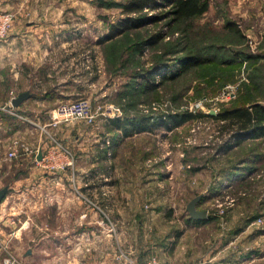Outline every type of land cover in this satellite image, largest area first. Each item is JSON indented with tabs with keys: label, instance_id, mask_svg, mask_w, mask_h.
Segmentation results:
<instances>
[{
	"label": "rangeland",
	"instance_id": "1",
	"mask_svg": "<svg viewBox=\"0 0 264 264\" xmlns=\"http://www.w3.org/2000/svg\"><path fill=\"white\" fill-rule=\"evenodd\" d=\"M129 2L33 0L30 14H47L49 27L63 31L55 44L73 43L81 63L95 45L93 61L102 58L104 71H96L83 95L93 109L112 104L120 108L114 119L178 127L98 150L112 162L116 181H68L80 192L78 230L71 229L76 205L66 203L63 240H26L25 248L35 250L34 264H124L125 256L139 254L134 240H166V249L154 253L160 263L264 264V137H241L236 124L219 117L235 106L264 103V20L241 18L230 0H209L189 20L155 21L169 5L129 11ZM122 23L136 25L105 38ZM188 50L204 59L189 61ZM228 84L234 85L229 99L222 96ZM203 97L208 100L197 104ZM200 193L197 207L208 216L197 221L186 206ZM88 211L94 223L86 222ZM31 232L38 237L40 230ZM173 233V240L182 235L176 246Z\"/></svg>",
	"mask_w": 264,
	"mask_h": 264
},
{
	"label": "crops",
	"instance_id": "2",
	"mask_svg": "<svg viewBox=\"0 0 264 264\" xmlns=\"http://www.w3.org/2000/svg\"><path fill=\"white\" fill-rule=\"evenodd\" d=\"M32 1L0 0V10L13 15L12 28L6 38L0 39V189L7 187L0 201V264H9L12 258L16 259L15 264H34L35 250L25 248L26 240H63L66 203L76 205L71 208V229L72 233L78 230L80 211L75 199L80 193L77 190L80 181L84 185H89L86 182L93 178L110 181L111 185L116 181L113 164L104 154L107 147L115 151L125 137L167 133L178 127L146 122L140 127L134 120L108 118L100 112L92 124L76 120L52 125L55 106L89 93L95 84L96 71L103 72L104 64L102 58L99 65L93 61L94 44L87 46L86 60L82 63L77 52H73V43L65 48L55 44L54 38L63 31L49 27L47 14L32 16ZM230 7L240 17L254 14L258 20H264V0H230ZM74 34L69 32V40H75ZM23 91L29 92V97L14 105L12 100ZM15 141L24 142L32 150L8 156L16 147ZM51 150L60 153L57 157L60 161H68L69 155L72 156V164L52 168L53 160L47 155ZM98 150L104 152L98 155ZM154 177L158 179L159 175ZM68 181L78 186L72 182L70 186ZM82 191L89 194L87 188ZM87 219L88 224L95 222L92 211H88ZM34 228L40 230L38 237L31 232ZM175 237V233L171 234L170 241L176 246L180 237L173 240ZM141 241H133L139 252L136 255L139 264L168 245L166 240L148 239L139 244Z\"/></svg>",
	"mask_w": 264,
	"mask_h": 264
},
{
	"label": "trees",
	"instance_id": "3",
	"mask_svg": "<svg viewBox=\"0 0 264 264\" xmlns=\"http://www.w3.org/2000/svg\"><path fill=\"white\" fill-rule=\"evenodd\" d=\"M169 5L170 10L161 12L152 17L155 21L170 17L175 21L189 20L197 15L203 14L209 6V0H130L125 6L129 11H141L144 8H155L157 5ZM142 15V16H141ZM138 17H143V14ZM138 19V18H136ZM136 25V23L131 24ZM122 24L113 25V28L117 27L118 31H110L106 39H112L114 36L123 33L127 27ZM229 29L238 31L237 27L231 23L227 24ZM190 60H196L200 62L204 59L199 52L194 50H188L187 54ZM155 80V79H154ZM160 81V80H159ZM158 81V82H159ZM219 117L223 119H230L231 123L237 125L238 132H241V137H264V103L253 102L249 106L239 105L231 108V110L224 111ZM183 120L179 119L178 121ZM177 122V120H176Z\"/></svg>",
	"mask_w": 264,
	"mask_h": 264
},
{
	"label": "built area",
	"instance_id": "4",
	"mask_svg": "<svg viewBox=\"0 0 264 264\" xmlns=\"http://www.w3.org/2000/svg\"><path fill=\"white\" fill-rule=\"evenodd\" d=\"M13 25V15L7 11L0 10V39L6 38L9 30ZM222 96L225 95L227 99L231 98L234 95V85L228 84L224 90L222 91ZM208 99L203 97L197 101V104H201ZM103 106L98 108L92 107L90 100L84 96H79L75 99L68 101L59 102L55 108L54 113L51 117V124L56 125L62 122H72L76 120L84 121L87 123H94L97 113H102L104 116L108 118H114L116 115L120 114V108L115 105H106V108L102 110ZM16 147L8 152V156L16 157L21 152H30L32 149L27 146L24 142H17ZM108 144L109 142L106 141ZM48 157L53 160L51 167L52 168H64L66 165L72 164V156L69 155L68 161H60L58 160V156L60 157V153L56 150H51L48 152ZM16 259H10L9 264H15ZM124 264H139L136 257L125 256ZM144 264H161L156 256L149 257Z\"/></svg>",
	"mask_w": 264,
	"mask_h": 264
},
{
	"label": "water",
	"instance_id": "5",
	"mask_svg": "<svg viewBox=\"0 0 264 264\" xmlns=\"http://www.w3.org/2000/svg\"><path fill=\"white\" fill-rule=\"evenodd\" d=\"M30 93L27 92V91H23L21 93L18 94V96H16L13 100H12V103L14 105H17L19 104L23 99L29 97ZM6 191H7V187H3L0 189V201L2 200V198L4 197V195L6 194ZM201 196L200 195H197L195 197H193L188 203H187V206H186V209L189 213V215L192 217V218H195V219H205L208 215H207V209H198L197 208V204L200 200Z\"/></svg>",
	"mask_w": 264,
	"mask_h": 264
}]
</instances>
